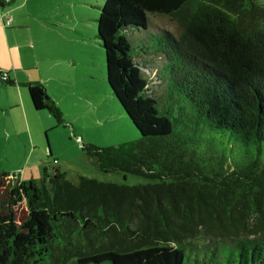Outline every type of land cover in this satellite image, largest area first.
Masks as SVG:
<instances>
[{
    "label": "trees",
    "instance_id": "obj_1",
    "mask_svg": "<svg viewBox=\"0 0 264 264\" xmlns=\"http://www.w3.org/2000/svg\"><path fill=\"white\" fill-rule=\"evenodd\" d=\"M99 10L107 81L142 137L81 147L102 171L151 182L76 184L57 166L41 184L1 173L0 264H264V0H105ZM148 14L180 27L160 31L152 52L189 103L180 129L158 108L161 68L125 35L147 30ZM25 85L36 110L66 125L42 82Z\"/></svg>",
    "mask_w": 264,
    "mask_h": 264
},
{
    "label": "rangeland",
    "instance_id": "obj_2",
    "mask_svg": "<svg viewBox=\"0 0 264 264\" xmlns=\"http://www.w3.org/2000/svg\"><path fill=\"white\" fill-rule=\"evenodd\" d=\"M104 2L105 0H30L26 7L19 10L24 13L25 23L32 25L31 35L35 37V43L39 46V41L45 39L50 45L48 54L39 53L43 61L27 71L37 75V80L53 77L52 80L49 79L51 87L48 92L57 97L54 100L64 114L66 125L59 124L47 110L32 107L33 115L28 114L32 132H27L16 120V110L8 107L9 85L0 80V174L4 172L11 177L19 175L21 179H33L41 184L45 168L50 170L58 166L66 173L68 180L76 184L80 176L120 185L151 182L131 173L102 171L97 161L81 147V143H92L97 147L118 146L142 137L122 104L113 95L107 81L105 49L96 39L99 6ZM13 6L7 8L11 10L12 17L6 10L0 9V20L1 17H15ZM148 17L147 30L135 29L125 35L133 45L135 57L146 60L154 58L161 68L165 81L156 87L158 108L180 129L181 118H190V113L186 110L189 103L183 101V94L173 92V79L168 69L152 53L159 36L164 34L160 31L166 29L178 35L180 27L163 15L148 14ZM44 25L49 30H43ZM29 33L28 29L22 28L8 36L10 47H20L19 54L22 55L21 61L25 66L36 61L33 53L27 49L28 43L31 45L27 39L32 38ZM2 46L1 43L0 63L4 64L11 57L6 54L5 49H1ZM141 47L146 50L141 52ZM14 56L16 62H19L18 52L15 51ZM65 58L67 64L63 63ZM54 59L59 63L52 66L50 60ZM0 67L6 70L5 67ZM42 83L44 84L43 81ZM3 191L2 188L0 195ZM26 207L25 202L14 207L18 224L27 217Z\"/></svg>",
    "mask_w": 264,
    "mask_h": 264
},
{
    "label": "crops",
    "instance_id": "obj_3",
    "mask_svg": "<svg viewBox=\"0 0 264 264\" xmlns=\"http://www.w3.org/2000/svg\"><path fill=\"white\" fill-rule=\"evenodd\" d=\"M30 0H26V2H22V0H13L12 3H9L6 6L1 7L0 9L6 10V12L8 13V15L10 17H12L11 15V10L7 9L9 7H12L13 5V11L15 12V17L12 18V25L6 26L5 24V20L6 18L1 17L0 20V45L2 43V47L1 49H5L6 54H8L9 57H11V59L8 61H5L4 64L0 63V66L5 67L4 69H6L9 72V77L12 81H14V84L9 85L8 91L10 94V103L8 104V107L10 110H16V120L18 122H20L24 128L26 129V131H31L30 126H29V118H28V114H30V116H32L33 111L31 110L33 107V103L30 99L29 93H28V88L25 84H27L30 81H34L37 80V75H35L34 73H30L27 70L30 69H34V66H36V64L41 63L43 61V57L39 54L44 52L45 54H48L47 49L50 48V45L47 43V41L45 39H42L39 41V46L35 43V37L31 35L32 33V25L26 24L24 21V13L20 12L21 9H23L24 7H26V3L29 2ZM29 8H32V6H30ZM20 10V11H19ZM5 12V13H6ZM11 14V15H10ZM29 16H27L28 18ZM32 17V15H31ZM22 28H24L25 30L28 29L29 30V34L31 35V39H27L28 43L27 45V49L30 50V52L33 53L34 58L36 59V61L32 62V64L30 65H24V63L21 61L22 59V55L19 54V50L20 47L17 46H13L10 47L9 42H8V36H11L13 34H15L16 32H19V30H21ZM43 30H49L48 27H46V25L42 26ZM37 36V35H36ZM37 40V39H36ZM6 41V42H5ZM38 41V40H37ZM8 44V45H7ZM19 47V48H18ZM18 52V57H20V61L16 62L15 60V56H14V52ZM40 58V60L38 59ZM51 61V65L53 66L54 64L57 65L59 62L54 59V60H50ZM49 61V63H50ZM68 63L66 58L63 60V63ZM29 66V68L27 67ZM1 68V67H0ZM41 80H37L40 82H44V85L47 87L48 91L50 89V85H49V79H53V77H45V78H40ZM54 80H56L54 78ZM49 93V92H48ZM53 97L55 100L57 99V97L51 96ZM34 108V107H33ZM35 109V108H34ZM30 112V113H29ZM32 132V131H31ZM58 167V166H57ZM19 176V175H18ZM20 180H24L21 179V176L19 177Z\"/></svg>",
    "mask_w": 264,
    "mask_h": 264
},
{
    "label": "built area",
    "instance_id": "obj_4",
    "mask_svg": "<svg viewBox=\"0 0 264 264\" xmlns=\"http://www.w3.org/2000/svg\"><path fill=\"white\" fill-rule=\"evenodd\" d=\"M11 0H4V3H9ZM5 24L6 26H11L12 25V19L10 17H7L6 20H5ZM9 73L8 71L6 70H0V78L3 80V81H8L9 80Z\"/></svg>",
    "mask_w": 264,
    "mask_h": 264
}]
</instances>
